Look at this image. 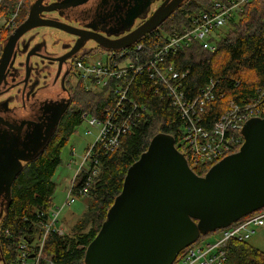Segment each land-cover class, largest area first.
<instances>
[{
  "label": "trees",
  "instance_id": "1",
  "mask_svg": "<svg viewBox=\"0 0 264 264\" xmlns=\"http://www.w3.org/2000/svg\"><path fill=\"white\" fill-rule=\"evenodd\" d=\"M18 1L0 0V6H5L3 10L0 8L6 11L4 17L10 18ZM213 1L187 0L154 32L167 35L179 33L189 26L191 17L209 8ZM238 21L231 23L235 29L229 30L220 39L215 52H209L200 44L193 43L179 53L170 55L167 60L168 65H175L178 71H188L184 81L187 96H196L211 80L218 82L217 98L208 106L205 114L208 126L216 122L229 107L230 101L242 104L264 88V0H253L245 7ZM14 24L13 30L2 31L4 35L0 38V54L3 42L21 22L14 21ZM159 40L152 41V46ZM129 93L147 107L150 119L135 127L115 153L102 157L101 180L91 191L93 202L74 228V236L52 235L48 238L44 253L46 256L52 255L56 264H85L86 249L99 233L108 210L121 193L127 170L139 160L156 134L172 135L178 150L186 156L181 145L180 117L164 93L156 90L147 74L137 76ZM107 94L111 95V92H87L78 84L74 92V109L63 118L48 150L26 166L16 179L11 190V205L0 220V253L5 264H17L18 249L25 232H29L40 220L39 213L53 207L51 202L56 191L53 178L61 166L63 148L84 122V113L102 117L107 108L111 107L114 99L107 98ZM187 158L190 162L188 155ZM209 169L210 165H200L194 167V172L203 176ZM90 217L93 218L91 226L88 222ZM88 225L90 228L86 231ZM7 230L10 231V237L5 235ZM226 264H264V251L249 242L232 241L228 244Z\"/></svg>",
  "mask_w": 264,
  "mask_h": 264
},
{
  "label": "water",
  "instance_id": "2",
  "mask_svg": "<svg viewBox=\"0 0 264 264\" xmlns=\"http://www.w3.org/2000/svg\"><path fill=\"white\" fill-rule=\"evenodd\" d=\"M43 1L30 2L28 18L2 44L0 88L14 64L18 42L31 30L55 28L78 38L62 63L81 49L84 40L94 41L97 48L106 52L126 49L158 29L187 0H165L142 25L112 40L40 16L43 12L84 5L86 0H64L48 8L41 6ZM28 61L29 57L27 66ZM240 134L244 139L240 149L217 162L203 176L190 168L172 135L156 134L139 160L127 170L122 191L87 247L84 263L175 264L180 253L201 237L264 209V118L247 121ZM37 157L31 155L28 163ZM25 166L15 161L12 171H0V184L6 185L9 197L0 209V220L11 205V185ZM0 260L5 264L1 253Z\"/></svg>",
  "mask_w": 264,
  "mask_h": 264
},
{
  "label": "built area",
  "instance_id": "3",
  "mask_svg": "<svg viewBox=\"0 0 264 264\" xmlns=\"http://www.w3.org/2000/svg\"><path fill=\"white\" fill-rule=\"evenodd\" d=\"M253 0H214L209 8L190 18L188 27L172 35L152 32L121 51H100L101 57L92 60L87 55L74 61V82L87 92L109 90L107 98L114 101L102 117L84 113L89 123L92 143L86 146L70 179V196L61 206L48 208L39 213V221L19 245L17 264H56L53 256H46L45 245L52 235L68 236L67 226L61 220L64 208L78 198L89 197L101 180L102 157L118 150L123 140L150 119L146 106L141 105L129 93L137 76L147 74L156 90L163 92L175 108L182 125V148L190 159L192 170L200 165L212 167L220 160L237 152L243 142L239 134L244 124L254 118H264V88L242 104L230 101L229 107L212 126L206 122L207 108L217 98L218 82L211 80L194 97L187 96L184 81L188 74L175 65H168L170 55L177 54L193 43L209 52L217 50L221 37L218 32L231 27ZM15 27L9 22L4 29ZM159 40L152 46V41ZM90 53L88 55H97ZM195 171V170H194ZM264 229V209L256 211L227 227L199 239L180 253L175 264H226L227 248L232 241L244 243L253 234ZM5 235L10 237V231ZM71 237V236H69Z\"/></svg>",
  "mask_w": 264,
  "mask_h": 264
},
{
  "label": "flooded vegetation",
  "instance_id": "4",
  "mask_svg": "<svg viewBox=\"0 0 264 264\" xmlns=\"http://www.w3.org/2000/svg\"><path fill=\"white\" fill-rule=\"evenodd\" d=\"M63 1L44 0L41 6L56 7ZM86 1L78 7L43 12L40 16L112 40L142 25L165 0ZM31 5L22 23L29 16ZM77 40L64 31L41 27L31 30L18 42L14 64L7 70L0 88V171L10 172L15 161L23 167L31 155L36 154L37 159L43 155L63 118L74 109V92L78 88L73 77L74 61L80 54L102 51L94 41L84 40L80 43L81 49L60 63ZM25 167L20 169L17 178ZM5 188L6 185L0 184V209L9 199Z\"/></svg>",
  "mask_w": 264,
  "mask_h": 264
},
{
  "label": "rangeland",
  "instance_id": "5",
  "mask_svg": "<svg viewBox=\"0 0 264 264\" xmlns=\"http://www.w3.org/2000/svg\"><path fill=\"white\" fill-rule=\"evenodd\" d=\"M29 2L30 0H19L10 18L4 17V14L6 12V11L5 12L2 11L3 7H5L4 4L0 6V8L2 9L0 10V38L3 37L4 32L2 31L4 30V28L7 26L9 22L18 21L22 23V21L27 16ZM237 21L238 19L236 20V22ZM234 29L233 27H230V26L224 27V29L222 28L221 31L218 32V36L222 38L227 34V32H229V30L231 31ZM98 52L100 51H96L94 52V54L95 53L97 54ZM101 55L102 54L99 53L97 55H87V57L89 59L95 60L101 57ZM74 80H75V77H74ZM76 131L77 132L70 138L66 147L63 148V151L61 154L62 163L58 169V172L62 171L63 178L59 179L57 175L54 180L55 181L54 183L56 185V191H55V195L51 202L53 207L61 206L62 204L66 203L68 196H70L69 188H71V185H70V180L68 178V174L65 171L66 170L65 168H67V170L71 169L69 168L70 164H72L73 168L77 166V164L79 163L78 161H80L81 156H83L85 152L86 146L92 143V136L88 134L89 132H91V127L89 126V123L84 121L82 125L77 128ZM69 172H71L72 174L71 170H69ZM90 196L89 198L88 197L78 198L73 204L68 205L64 208L61 214V220L65 224V226H67L66 233L68 236H74V233H75L74 228L76 227V225L79 224L83 215L87 211L88 206L91 204V202H93L92 201L93 197L90 198ZM92 220H93L92 217L88 219L90 226L92 224L91 223ZM90 226L85 230L87 231L90 228ZM248 242L249 244H252L258 249L264 251V232L253 234V236ZM0 264H3L1 260H0Z\"/></svg>",
  "mask_w": 264,
  "mask_h": 264
},
{
  "label": "crops",
  "instance_id": "6",
  "mask_svg": "<svg viewBox=\"0 0 264 264\" xmlns=\"http://www.w3.org/2000/svg\"><path fill=\"white\" fill-rule=\"evenodd\" d=\"M66 170V172H67V174H68V178H69V180L71 179V177H72V174H71V172H69V170H67V168H65ZM58 175V177H59V179H62L63 178V173H62V171H60V172H58V169H57V172H56V174H55V176H54V178H53V181L55 180V178H56V176ZM55 182V181H54ZM261 232H264V229H262V230H259L257 233H261ZM252 245V244H251ZM253 246V245H252ZM255 247V246H254ZM257 248V247H256Z\"/></svg>",
  "mask_w": 264,
  "mask_h": 264
},
{
  "label": "bare ground",
  "instance_id": "7",
  "mask_svg": "<svg viewBox=\"0 0 264 264\" xmlns=\"http://www.w3.org/2000/svg\"><path fill=\"white\" fill-rule=\"evenodd\" d=\"M248 242V241H247Z\"/></svg>",
  "mask_w": 264,
  "mask_h": 264
}]
</instances>
